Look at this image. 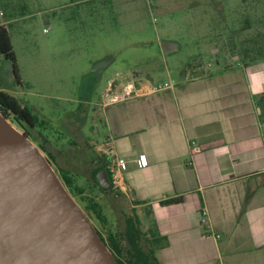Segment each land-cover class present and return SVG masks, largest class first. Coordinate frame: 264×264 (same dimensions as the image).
I'll list each match as a JSON object with an SVG mask.
<instances>
[{
	"label": "crops",
	"instance_id": "0c3cea01",
	"mask_svg": "<svg viewBox=\"0 0 264 264\" xmlns=\"http://www.w3.org/2000/svg\"><path fill=\"white\" fill-rule=\"evenodd\" d=\"M193 10L197 39L93 56L84 83L106 130L94 143L160 264H264V58L225 60L230 31L198 29Z\"/></svg>",
	"mask_w": 264,
	"mask_h": 264
},
{
	"label": "rangeland",
	"instance_id": "374dc122",
	"mask_svg": "<svg viewBox=\"0 0 264 264\" xmlns=\"http://www.w3.org/2000/svg\"><path fill=\"white\" fill-rule=\"evenodd\" d=\"M190 9H194L190 17L198 29L204 27L201 21L209 33L228 28L231 40L221 49L228 51L225 60L237 55L245 60L264 58V0H0V24L10 32L22 78V85L16 84L12 64L0 56L1 85L36 114L42 124L38 130L50 142L43 151L37 131L32 130L36 138L30 139L58 174L60 168L79 164L69 150L62 153L69 140L82 145L84 134L99 154L98 144L93 143L103 142L106 135L95 109L101 92H93L84 83L83 74L92 69L93 56L103 58L122 48L136 56L156 52L161 39H197L193 35L197 31L191 30L195 25L190 21L188 25L185 18ZM201 60L204 65L212 61L208 56ZM94 75L90 74V80ZM90 96V103L84 105ZM8 119L25 132L12 116ZM81 170L90 178L93 168L89 165ZM74 179L78 188L86 187V178ZM86 194L96 196L106 207L105 223L85 212L101 234L107 238L109 231L124 232L126 219L134 217L127 200L111 196L108 203L99 192L88 190ZM73 197L81 207V194Z\"/></svg>",
	"mask_w": 264,
	"mask_h": 264
},
{
	"label": "water",
	"instance_id": "95a60500",
	"mask_svg": "<svg viewBox=\"0 0 264 264\" xmlns=\"http://www.w3.org/2000/svg\"><path fill=\"white\" fill-rule=\"evenodd\" d=\"M97 181L114 188L105 168ZM0 264H118L50 161L1 111Z\"/></svg>",
	"mask_w": 264,
	"mask_h": 264
},
{
	"label": "trees",
	"instance_id": "16d2710c",
	"mask_svg": "<svg viewBox=\"0 0 264 264\" xmlns=\"http://www.w3.org/2000/svg\"><path fill=\"white\" fill-rule=\"evenodd\" d=\"M0 56H3L5 60L12 64L15 83L22 85V78L19 72L17 56L14 51L10 32L5 24H0ZM0 111L3 112L8 118L12 116L14 120L24 128V133L29 138H36V136L34 137L32 134V130L37 131L38 135L43 141L39 147L43 151H46L45 149H47V143H49L50 140L47 135L42 134V132L38 130L42 127V124L38 122L36 114L29 105L23 104L17 96L4 90L2 88L1 81ZM81 137L83 138L84 144L80 145L76 141L69 140L68 146L66 145L65 148L66 150L64 148L62 149V153L69 150L71 156L79 164L76 163V167L67 170L60 168L59 176L73 196L76 197L81 194V207L85 210V212L89 216L93 215L97 220L105 223L107 221V217L105 215V205L101 201L99 202L96 199V196H88L86 194L87 191L89 190L91 193H101L104 196L103 200L106 199L108 203L111 202V196L116 198H125V196L116 188L107 190L100 186L97 181V174L104 168L108 171V168L104 163V159L90 146L91 139H89L84 134H82ZM95 162L98 163L95 164ZM89 165H92L93 168L90 178L84 176V174H82L83 169L81 170V168L85 166L87 167ZM72 166H74V164ZM108 173L112 181L111 174L109 171ZM75 177L86 178V187L81 186V188H78L75 185ZM178 200L179 199H174L163 203L172 204L178 202ZM139 224L140 223L137 217L134 215V217L129 216L126 219L124 232H119L118 230L109 231L107 238H105L98 230L103 241H105L109 249L115 255L118 264H160L151 243L142 238V232L139 228ZM124 242L128 244L125 245Z\"/></svg>",
	"mask_w": 264,
	"mask_h": 264
},
{
	"label": "built area",
	"instance_id": "2783aa9c",
	"mask_svg": "<svg viewBox=\"0 0 264 264\" xmlns=\"http://www.w3.org/2000/svg\"><path fill=\"white\" fill-rule=\"evenodd\" d=\"M45 31H47V30L45 29ZM170 87H171V83H165L163 85H159L157 87H154L152 90L153 91H159V90L168 89ZM131 93H133V90L131 88L130 89L127 88L125 95H130ZM199 150H200V148L198 146H196V145L193 146V151L197 152ZM138 164H139L140 167H144V166H146L147 161L145 160L144 157H141L140 160L138 161ZM119 165L121 166V168H124L125 167L124 160H120L119 161ZM207 216H208L207 210L203 209V211H202V217L203 218L202 219H203V222H205V223H206V220H207ZM216 237L219 238V236H216Z\"/></svg>",
	"mask_w": 264,
	"mask_h": 264
},
{
	"label": "flooded vegetation",
	"instance_id": "af4514ba",
	"mask_svg": "<svg viewBox=\"0 0 264 264\" xmlns=\"http://www.w3.org/2000/svg\"><path fill=\"white\" fill-rule=\"evenodd\" d=\"M14 79H15V77H14ZM82 130V129H81ZM94 142V141H93ZM94 145H96L95 143H93ZM96 163H98V162H96Z\"/></svg>",
	"mask_w": 264,
	"mask_h": 264
}]
</instances>
